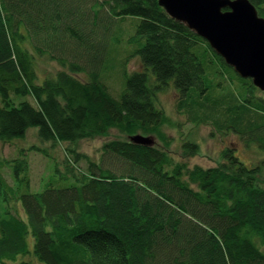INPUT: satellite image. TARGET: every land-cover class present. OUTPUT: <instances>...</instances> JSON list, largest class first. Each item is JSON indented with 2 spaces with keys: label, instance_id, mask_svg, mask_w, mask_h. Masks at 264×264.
<instances>
[{
  "label": "trees",
  "instance_id": "1",
  "mask_svg": "<svg viewBox=\"0 0 264 264\" xmlns=\"http://www.w3.org/2000/svg\"><path fill=\"white\" fill-rule=\"evenodd\" d=\"M250 1L264 18V0ZM44 54L60 69L40 81ZM133 57L143 71H127ZM169 85L190 123L264 156V92L157 0H0V141L38 128L44 143L75 144L115 129L167 149L172 123L155 101ZM166 149L113 140L93 161L68 148L86 170L66 161L41 193L22 192L29 164L13 160L16 185L0 172V264H264V157L248 165L227 148L217 167L191 168ZM199 151L186 140L181 155Z\"/></svg>",
  "mask_w": 264,
  "mask_h": 264
},
{
  "label": "rangeland",
  "instance_id": "2",
  "mask_svg": "<svg viewBox=\"0 0 264 264\" xmlns=\"http://www.w3.org/2000/svg\"><path fill=\"white\" fill-rule=\"evenodd\" d=\"M86 5L88 6L89 4L86 3ZM136 27L137 22L124 29L122 33V35L125 36L123 41H125L127 37L136 35ZM22 28L23 26L21 25V31L25 33ZM53 41L55 40H52V42ZM112 48H116V50L117 48L122 50L128 49L126 52L132 51L130 50V45L126 43H122L121 45L120 43H113ZM29 50L35 53V49L32 45ZM116 53L117 51H114L111 57L115 58L114 55ZM34 66L40 81L47 76L53 75L60 69L58 62L49 59L45 54L43 56L36 55ZM127 71L129 73L143 71L142 64L137 57L130 59ZM151 82L153 83L152 78ZM109 84L115 90L118 89V85L112 84V81H110ZM179 98V94L175 88L169 85L157 92L155 101L156 106L164 111L165 115L172 123L164 127V132L172 139L171 145L166 149L164 144L156 136L151 135L155 140V145L166 149L177 161L185 162L191 168L195 166H200L205 169L217 167L223 162V153L227 148L234 149L238 157L248 165L258 164L261 158L264 157L256 146L247 148L235 134L219 133L215 131L211 125H194L190 123L187 116L178 111L177 104ZM29 101L35 105L32 99H29ZM131 137L132 136L122 134L118 130L112 129L107 135L83 139L75 144L67 142L44 143L38 138V128H30L23 139L15 140L12 143L0 141V172L10 185H16L17 180L15 179L13 160L25 158L29 164L28 177L30 185L27 187V185L22 184V192L29 191L31 193H41L46 189L47 184L51 180L56 179L60 181V175L57 173V169L60 170L62 175L65 174V168L67 166L66 161L70 167H76L74 169L75 171H77V168L81 169V172L86 170L87 164L84 160L78 162V165L74 164L73 157L67 151L68 148L75 149L77 153L81 155H87L93 161H99L105 143L113 140L130 141ZM186 140L195 142L200 150L196 156L187 159L183 158L181 155L182 145ZM41 150H46L48 153ZM263 180L264 178L260 180L261 185H264ZM61 182L64 183L62 180ZM17 206V204H13L14 208ZM1 211L2 210H0V212ZM17 213L21 214L20 208H18ZM261 249L264 251V246H262Z\"/></svg>",
  "mask_w": 264,
  "mask_h": 264
},
{
  "label": "water",
  "instance_id": "3",
  "mask_svg": "<svg viewBox=\"0 0 264 264\" xmlns=\"http://www.w3.org/2000/svg\"><path fill=\"white\" fill-rule=\"evenodd\" d=\"M174 20L206 40L243 79L264 92V18L250 0H157ZM131 142L152 146V137Z\"/></svg>",
  "mask_w": 264,
  "mask_h": 264
}]
</instances>
